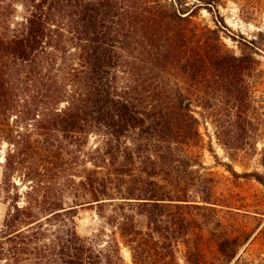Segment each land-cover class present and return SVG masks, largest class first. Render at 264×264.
Masks as SVG:
<instances>
[{
  "label": "trees",
  "instance_id": "16d2710c",
  "mask_svg": "<svg viewBox=\"0 0 264 264\" xmlns=\"http://www.w3.org/2000/svg\"><path fill=\"white\" fill-rule=\"evenodd\" d=\"M16 1L21 19L14 3L0 0V143L9 144L4 184L16 189L0 229V263L125 264L116 237L97 247L74 220L78 206L116 201L109 220L134 264H179L181 244L185 264H204L190 238L199 235L191 208L216 202L213 177L194 168L204 165L193 104L228 148H240L255 61L193 20L218 0ZM91 133L101 136L88 152L93 167L76 181L64 155ZM15 173L28 183L21 193ZM242 175L264 184L258 173ZM217 245L236 255L235 237Z\"/></svg>",
  "mask_w": 264,
  "mask_h": 264
},
{
  "label": "rangeland",
  "instance_id": "374dc122",
  "mask_svg": "<svg viewBox=\"0 0 264 264\" xmlns=\"http://www.w3.org/2000/svg\"><path fill=\"white\" fill-rule=\"evenodd\" d=\"M8 1L14 3L16 18L21 19L24 14L21 2ZM193 20L201 27L218 28L223 41L235 54L251 53L255 61L248 78L252 104L247 114L251 124H247L245 133L238 129L242 141L240 148H228L219 139L218 128L212 118L204 114L200 106L193 104L202 134L203 143L199 149L204 165L194 168L199 170L198 174L213 177L211 200L216 203L209 207L191 208L199 235H191L190 238L200 243L204 264H264V184L254 175H242L248 172L264 177V0H218L209 8L201 7ZM26 128L22 126V131ZM100 140V135L91 133L82 146L71 144L70 153L63 154L68 158L63 166L76 181L84 167H93L89 153ZM8 145L6 140L0 143V229L8 211L13 208L16 191L4 184L2 161ZM231 167L239 175H234ZM12 181L18 185L20 193L27 189L28 183L23 182L18 174L13 175ZM68 193L65 192L64 198L67 203L71 201ZM23 203L22 194L18 204ZM114 205L116 201L103 209L88 204L78 206L74 212L76 231L97 247H104L108 240L116 237L120 241L125 264H134L130 248L121 238L116 223L109 220ZM37 214L42 215L39 211ZM220 237L237 239L238 248L232 259L219 252L217 244ZM177 259L179 264H185L182 244Z\"/></svg>",
  "mask_w": 264,
  "mask_h": 264
}]
</instances>
